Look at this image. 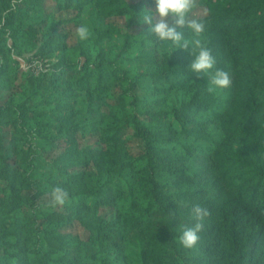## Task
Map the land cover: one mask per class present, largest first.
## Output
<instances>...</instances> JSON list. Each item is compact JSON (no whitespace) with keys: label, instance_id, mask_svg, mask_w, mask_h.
<instances>
[{"label":"trees","instance_id":"trees-1","mask_svg":"<svg viewBox=\"0 0 264 264\" xmlns=\"http://www.w3.org/2000/svg\"><path fill=\"white\" fill-rule=\"evenodd\" d=\"M89 5L91 35L70 43ZM199 7L231 78L211 93L143 23L154 0H0V264H264V0Z\"/></svg>","mask_w":264,"mask_h":264},{"label":"clouds","instance_id":"clouds-1","mask_svg":"<svg viewBox=\"0 0 264 264\" xmlns=\"http://www.w3.org/2000/svg\"><path fill=\"white\" fill-rule=\"evenodd\" d=\"M155 12H148L149 15L143 17V23L149 25L148 31L154 34L160 42H171L175 48L188 51L192 60L188 65L191 72L197 76H206L209 83L208 92H215L217 89H225L231 86V78L228 72L215 68V57L200 39L205 31V25L198 19L191 18V14L197 5V0H154ZM171 17L173 24L168 23ZM187 28L193 34L192 39H186L181 29ZM180 29V30H178ZM76 34L80 40H87L91 35L87 25L77 28ZM194 54V55H193ZM49 204L52 207L60 206L68 199V192L60 186L51 188L48 193ZM194 224L184 226L179 243L186 249L194 248L203 230L204 219L209 215V211L200 205L192 207Z\"/></svg>","mask_w":264,"mask_h":264},{"label":"rangeland","instance_id":"rangeland-1","mask_svg":"<svg viewBox=\"0 0 264 264\" xmlns=\"http://www.w3.org/2000/svg\"><path fill=\"white\" fill-rule=\"evenodd\" d=\"M199 0H197L198 2ZM93 13H94V10H92V6H87L85 11H84V16H83V23L82 25H87L88 28L90 29L91 31V28H92V22H93ZM59 14H62V16H66V17H71L73 16V13L72 11H66V12H61ZM58 14V15H59ZM206 14L205 12V9L203 7H199L196 11L193 12L192 16L193 17H199V16H202ZM31 20V19H30ZM28 20V21H30ZM117 21H120V22H123L122 21V18H116ZM169 22V20H168ZM171 23V22H170ZM70 30H71V37H70V43H74L77 39V34H76V30L78 27H75L73 25H69ZM114 40H117V39H114ZM20 59H21V62H22V67L24 68V70H28V71H32L34 73H39L40 70H41V67H42V60L38 57H32V56H26V57H21L20 56ZM171 96L175 99L174 101L176 102L178 99H179V94H177L176 92L172 91L171 92ZM94 139L95 137H89L87 138V140H81V143L84 144L86 142H94ZM131 146H134V147H138L139 143H137L136 141H132L130 143ZM74 231H77V232H80V233H83L84 230L81 226L78 225V227H73L72 228Z\"/></svg>","mask_w":264,"mask_h":264}]
</instances>
